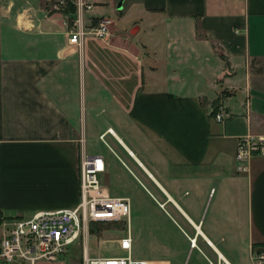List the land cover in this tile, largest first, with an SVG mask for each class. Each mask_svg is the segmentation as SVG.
<instances>
[{
  "label": "crops",
  "instance_id": "1",
  "mask_svg": "<svg viewBox=\"0 0 264 264\" xmlns=\"http://www.w3.org/2000/svg\"><path fill=\"white\" fill-rule=\"evenodd\" d=\"M54 1L0 0L2 222L76 206L79 161L99 156L151 264H256L264 157L237 173L234 154L264 135V0H123L166 39L135 43L110 21L106 41L77 46L74 7ZM82 1L93 26L120 0Z\"/></svg>",
  "mask_w": 264,
  "mask_h": 264
},
{
  "label": "built area",
  "instance_id": "2",
  "mask_svg": "<svg viewBox=\"0 0 264 264\" xmlns=\"http://www.w3.org/2000/svg\"><path fill=\"white\" fill-rule=\"evenodd\" d=\"M74 7L69 43L81 45L82 38L90 35L102 41L109 37L110 20L101 19L95 25L85 26L82 15L91 5L82 0H55L53 12H64ZM215 120L224 121L223 114ZM253 157H264V135L247 133L237 138L234 168L246 173ZM104 162L99 156H83L79 161V200L76 206L55 211H41L28 219H15L0 225V259L12 264L53 263L66 254L68 247L80 240L84 244L82 264H151L150 261L133 257V239L130 228L131 205L127 198L110 196L100 185L98 176L104 172ZM125 224L124 235L114 239L122 255L90 257L85 246L89 227L100 224ZM103 243L101 241L99 246ZM194 246L195 239L191 241ZM256 264H264V251L253 254ZM208 264H213L208 261ZM218 264V263H217Z\"/></svg>",
  "mask_w": 264,
  "mask_h": 264
},
{
  "label": "rangeland",
  "instance_id": "3",
  "mask_svg": "<svg viewBox=\"0 0 264 264\" xmlns=\"http://www.w3.org/2000/svg\"><path fill=\"white\" fill-rule=\"evenodd\" d=\"M108 19L114 24L116 35L123 36L126 39L131 40L135 43L141 42L145 44V42H148V40L151 43V41L154 42V38L159 40L160 42L161 40L163 41L164 39H166V34H165L166 27L161 30L156 28L152 29L157 25L154 18H152V20L154 21L153 23L154 26H150L149 19L147 18L145 19V17L137 15L136 13H126L125 11H123L122 8L118 10L116 6L115 9L109 10ZM135 24L139 25L140 28L139 32H137V27H133ZM130 31H132V33H130ZM180 34H181L180 37H178L177 33H174V37L172 39L175 40L177 39V41L182 43V39L183 40L186 39V33L185 31H182ZM140 50L144 51L142 48H140ZM2 223L3 222H1V224ZM124 227L125 224L123 223L100 224V225H92L91 227H89V235L87 237V241L85 244L89 256L94 257L97 255H103V256L122 255V253L116 249V245L111 246L110 242L124 235ZM0 234H1V230H0ZM101 241H103V243L99 246V243ZM83 248H84V244L81 243L80 240L75 241L72 245L68 247L66 254L60 257L54 264H82L81 255ZM149 254H150V249L145 244L144 238L141 237L140 235L137 236L133 244V257L137 259H144L150 261L152 255ZM0 264H8V263H5L0 259ZM12 264H25V263L14 262Z\"/></svg>",
  "mask_w": 264,
  "mask_h": 264
},
{
  "label": "water",
  "instance_id": "4",
  "mask_svg": "<svg viewBox=\"0 0 264 264\" xmlns=\"http://www.w3.org/2000/svg\"><path fill=\"white\" fill-rule=\"evenodd\" d=\"M122 3H123V0H120L118 5H117V9L120 10L122 8ZM132 33V31H131Z\"/></svg>",
  "mask_w": 264,
  "mask_h": 264
},
{
  "label": "trees",
  "instance_id": "5",
  "mask_svg": "<svg viewBox=\"0 0 264 264\" xmlns=\"http://www.w3.org/2000/svg\"><path fill=\"white\" fill-rule=\"evenodd\" d=\"M222 57V59L224 60V58H223V56H221ZM2 217H1V215H0V224H1V222H2ZM98 227V226H97ZM93 233V232H92Z\"/></svg>",
  "mask_w": 264,
  "mask_h": 264
}]
</instances>
